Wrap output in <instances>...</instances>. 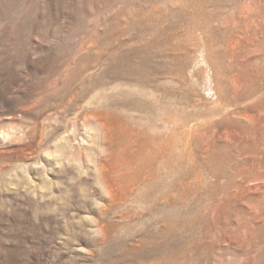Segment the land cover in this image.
I'll list each match as a JSON object with an SVG mask.
<instances>
[{
  "label": "rangeland",
  "instance_id": "rangeland-1",
  "mask_svg": "<svg viewBox=\"0 0 264 264\" xmlns=\"http://www.w3.org/2000/svg\"><path fill=\"white\" fill-rule=\"evenodd\" d=\"M166 194L174 264H264V0H0V264H158Z\"/></svg>",
  "mask_w": 264,
  "mask_h": 264
},
{
  "label": "bare ground",
  "instance_id": "bare-ground-1",
  "mask_svg": "<svg viewBox=\"0 0 264 264\" xmlns=\"http://www.w3.org/2000/svg\"><path fill=\"white\" fill-rule=\"evenodd\" d=\"M154 131L156 132V134H154V135L150 134L148 137L145 135V130L140 132L141 137L144 138V146L146 148H149L151 146V144L157 143L158 144V151H167L168 155L166 156V158H167L168 168H170L172 170V168L175 164L174 137L173 136L172 137H163V135H161L160 131H158L157 128H155V127H154ZM214 155H212V157L210 158V161H212V160L214 161L216 159V157ZM153 162H154V167L157 171L159 162L158 161H153ZM174 187H175V183L173 182V180L168 181L167 189L172 191V189H174ZM171 195L166 194V199H167L166 201H167L168 209H169L168 213L170 214L169 216H167L168 218L165 221L167 229L164 231H161V234H159L158 236H154V238H153V239H155V240H153L154 242L157 240H161L160 243L156 244V247L158 249V255H157V261L159 262L158 264H174V259H175L171 245H172V241L174 240V232L173 231L176 227V212H175L174 207H173ZM165 212H166V210L161 211L159 213L160 216H165ZM161 246H166L167 252L170 251L171 253L168 254L167 252L165 253L163 250L161 251V249H162ZM161 262H163V263H161Z\"/></svg>",
  "mask_w": 264,
  "mask_h": 264
}]
</instances>
